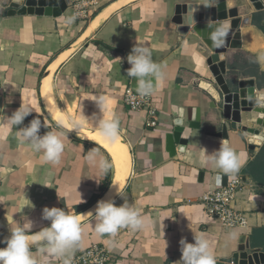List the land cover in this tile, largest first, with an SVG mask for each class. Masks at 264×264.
<instances>
[{
    "label": "crops",
    "instance_id": "0c3cea01",
    "mask_svg": "<svg viewBox=\"0 0 264 264\" xmlns=\"http://www.w3.org/2000/svg\"><path fill=\"white\" fill-rule=\"evenodd\" d=\"M22 1L12 0L9 13L0 21V248L6 247L16 221L23 223L25 217L32 220L33 232L49 226L50 221L42 218L45 207L64 208L77 215L102 197L110 199L106 197L116 174L107 148L58 128L40 93L41 77L51 60L112 0H74L59 16L18 14ZM184 2L195 0H135L125 5L49 76L54 109L69 127L77 120L82 122L81 129L99 131L93 117L102 118L103 114L95 100L106 98L104 117L119 120V132L133 154L128 183L121 192L124 197L119 195L115 203L138 207L149 221L143 230L122 228L111 237L96 233L93 216L81 223L82 241L74 255L93 244H105L113 253L108 264H179L180 240L194 242V232L210 241L216 262L231 256L248 240L264 250V182L247 173L264 147V111L242 112L241 122L224 118L218 107L219 88L214 84V51L193 29L195 24L187 30L175 19L177 6ZM227 2L229 9L239 7L241 16L252 13L258 18L241 28L240 39L227 52L225 76L255 78L257 90L264 92V67L259 59L264 56V10L257 11L249 0ZM73 13H78L77 19L66 25L65 18ZM137 42L150 48L154 62L164 70V79L152 94L159 121L155 126H147V109L134 110L123 101L126 90L131 87L136 91L137 87L136 79L127 75L131 67L127 56ZM256 54L259 69L255 73L238 77L234 74L237 69H229L237 56ZM22 102L34 110L14 128L5 121ZM37 116L49 126H42L40 135L47 131L64 133L65 149L58 164L46 162L42 152L17 138L18 128ZM223 123L228 125V138L218 133ZM173 130L180 132V140L175 142V152L170 153L167 134ZM255 136L260 137V143L252 141ZM182 139L186 142H180ZM224 139L242 159L240 171L232 178L243 174L252 181L237 195L235 206L245 213L246 223L235 227L209 216L200 199L204 192L217 187L215 177L220 170L208 155L218 150ZM93 149L111 164L105 176L85 159ZM33 254L40 264L50 259L37 248ZM53 264L63 262L57 259Z\"/></svg>",
    "mask_w": 264,
    "mask_h": 264
},
{
    "label": "clouds",
    "instance_id": "9594fccd",
    "mask_svg": "<svg viewBox=\"0 0 264 264\" xmlns=\"http://www.w3.org/2000/svg\"><path fill=\"white\" fill-rule=\"evenodd\" d=\"M187 4L189 9L184 15V23L190 26L196 24L194 18L197 11L196 6L210 7L215 5L212 0H195V2ZM77 17L78 13H73L65 18L64 23L71 25ZM208 27L211 29L208 33V39L212 46L214 48L223 47L230 32L229 27L212 21H209ZM259 59L264 61V56ZM127 61L131 65L127 70V75L136 79L137 94L141 97L152 95L164 79V70L160 64L154 62L150 48L137 42L127 56ZM248 99L252 103L264 105V95H258L255 91L251 93ZM95 101L103 114L102 118L93 117L97 121L100 135L107 141L115 142L119 136V120L104 117L107 106L105 97L100 96ZM33 110L31 106L22 102L21 106L11 116H7L5 122L17 128L23 124L25 118ZM56 123L58 128L67 131L77 130L78 132L83 126L82 122L73 120V126L69 128V125L62 118L57 119ZM42 126L49 127L45 121L42 124L41 119L37 116L30 121L29 125L18 128L17 138L21 143L29 144L34 151L42 152L46 162L58 164L65 149L64 133L47 131L44 135H40ZM85 159L90 166L97 169L100 175L105 176L111 168V164L99 156L94 149L87 153ZM208 159L220 170V173L215 177L217 187L222 185L225 176L231 180L242 167L240 153L227 139L221 141L220 148L209 154ZM97 182L99 181L97 180ZM116 191L118 195L124 197L118 188ZM94 216L95 231L101 236L115 237L122 228H128L132 231L143 230L149 223L138 207L131 206L126 202L117 206L114 199L98 201ZM42 218L50 221V225L36 232L32 231L33 221L27 217L24 218L23 223L16 221V225L10 228L11 234L5 241L6 247L0 248V264H40L33 254L34 248H37L45 257L50 258L45 261V264H53L57 259L62 260L63 264H71V258L79 249L82 241L83 229L80 217L71 214L64 208L45 207L42 211ZM231 235L234 236L235 233ZM180 245L182 256L178 261L179 264H216L210 241L202 233L194 232V242L192 243L182 238Z\"/></svg>",
    "mask_w": 264,
    "mask_h": 264
},
{
    "label": "water",
    "instance_id": "95a60500",
    "mask_svg": "<svg viewBox=\"0 0 264 264\" xmlns=\"http://www.w3.org/2000/svg\"><path fill=\"white\" fill-rule=\"evenodd\" d=\"M12 0H0V21L9 13V6ZM74 0H23L22 5L17 9L18 14H45L59 16L64 12L69 6L72 5ZM135 0H112L105 6H103L92 18L88 26L81 32V34L73 40L67 47L61 50L48 64L45 69L40 83V93L42 96L43 104L50 118L56 123L57 118L54 116L52 109L47 103L44 95V83L49 76H52L54 71L57 69L59 64L68 56L73 54L82 46L86 45L92 36L97 32V30L120 8L133 2ZM257 11L264 10L263 0H249ZM215 5L210 7H205L203 5H193L197 7V11L194 14L196 23L193 29L200 34L207 42L208 46L214 51L213 58V71H214V84L219 88V93L221 95V102L218 103V107L222 109V114L226 120L233 122L242 121V112H252L258 108V104L249 101L248 97L253 91L258 95H264L263 91H258L256 87V79L252 77L247 78H231L227 79L225 76L227 73L226 65V54L230 50L232 51L236 45V42L240 39L241 28L247 25H251L255 19L258 18L256 14H245L241 16V10L239 7L235 6L229 9L227 0H215L213 2ZM189 5L187 3L179 4L176 8V21L184 25L187 30H190L192 26L184 23V15L187 13ZM246 10V6H245ZM234 14V17L230 18ZM240 14V16H238ZM236 15V16H235ZM260 17V16H259ZM209 21L213 23H222L229 27L230 32L226 43L223 47L214 48L211 41L208 39ZM96 43H101L96 41ZM112 49V48H111ZM222 63L224 66L223 71H218L216 65ZM3 98L0 96V116L2 112ZM191 111V110H190ZM262 115V114H261ZM190 116V115H189ZM57 124V123H56ZM192 127H196L197 124L190 122ZM71 128V127H69ZM81 129V128H80ZM69 131L78 136L84 137L85 133L81 130ZM93 131V130H90ZM221 137L228 138L229 131L227 123L222 124V130L218 132ZM119 135L129 148V154L131 157V167L133 163V154L131 147L126 140V138L119 132ZM180 132L178 130H173L167 134V145L170 153L175 152V142L180 140ZM180 142H186V139H182ZM130 175V174H129ZM129 175L125 179V184L120 190L122 192L126 187L129 179ZM228 182V177L225 176L223 179L222 186H225ZM119 195L116 193L110 199H116ZM97 200L93 205L83 210L77 216L80 217L81 223L89 220L94 216L95 208L97 206ZM39 231V230H38ZM36 232V231H35ZM244 236L241 240L243 241ZM253 243L248 240L246 243H241L239 249L234 252L231 256L222 258L221 261L216 262V264H264V250L260 247L252 246Z\"/></svg>",
    "mask_w": 264,
    "mask_h": 264
},
{
    "label": "built area",
    "instance_id": "2783aa9c",
    "mask_svg": "<svg viewBox=\"0 0 264 264\" xmlns=\"http://www.w3.org/2000/svg\"><path fill=\"white\" fill-rule=\"evenodd\" d=\"M123 101L131 109H147V126H155L158 121L157 108L153 104L152 95L141 97L131 87L124 94ZM249 177L238 174L225 186L215 187L204 192L200 197L207 214L220 220L225 226L235 227L246 223L245 213L235 206L240 190L250 186ZM113 260V253L105 244H93L86 250L75 254L71 264H108Z\"/></svg>",
    "mask_w": 264,
    "mask_h": 264
},
{
    "label": "bare ground",
    "instance_id": "6f19581e",
    "mask_svg": "<svg viewBox=\"0 0 264 264\" xmlns=\"http://www.w3.org/2000/svg\"><path fill=\"white\" fill-rule=\"evenodd\" d=\"M216 69L218 71H223L224 70V66L222 63H218L216 65ZM205 86H208L204 83ZM44 95L47 99L48 105L50 106V108L52 109V111L55 113V115H57L58 119H63L68 125L69 123L67 122V120L65 119V117L63 115H61L60 113H58L56 111V109H54V103L51 99L50 96V78L48 77L44 83ZM257 111H264V105H260L257 109ZM70 126V125H69ZM81 132L85 133V137L87 138H91L99 143H101L102 145H104L107 150L109 151V153L111 154L112 158H113V163H114V168H115V177H114V182L111 186V189L109 191V194L106 198H110L113 195H115L117 193L116 189L118 188V190L120 191L122 189V187L125 184V179L126 177L129 175L130 172V167H131V157L127 148V145L125 144V142L123 141V139L121 138V136L119 135L118 138L116 139L115 142H110L105 140L101 135H100V130L96 131V132H91V131H86L84 129H80ZM256 139H252V141L256 142V143H260L261 139L260 137H253Z\"/></svg>",
    "mask_w": 264,
    "mask_h": 264
},
{
    "label": "rangeland",
    "instance_id": "374dc122",
    "mask_svg": "<svg viewBox=\"0 0 264 264\" xmlns=\"http://www.w3.org/2000/svg\"><path fill=\"white\" fill-rule=\"evenodd\" d=\"M257 58H258L257 54L254 56L250 55L245 58L241 56H237L236 60L232 63L231 66H229V69H233V71L237 69L236 71H234V74L237 73V76L241 74L244 75L253 74L256 72V70L259 69ZM260 63L264 67V61H260Z\"/></svg>",
    "mask_w": 264,
    "mask_h": 264
},
{
    "label": "trees",
    "instance_id": "16d2710c",
    "mask_svg": "<svg viewBox=\"0 0 264 264\" xmlns=\"http://www.w3.org/2000/svg\"><path fill=\"white\" fill-rule=\"evenodd\" d=\"M262 156H264V147L260 156H257L254 161L247 167V173H249L255 180L261 183L264 182V158L260 159L262 158Z\"/></svg>",
    "mask_w": 264,
    "mask_h": 264
}]
</instances>
